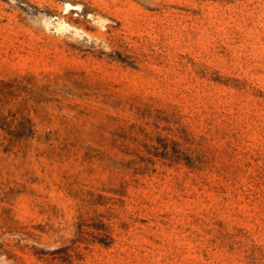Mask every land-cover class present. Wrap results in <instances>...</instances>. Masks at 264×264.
<instances>
[{
    "label": "rangeland",
    "instance_id": "obj_1",
    "mask_svg": "<svg viewBox=\"0 0 264 264\" xmlns=\"http://www.w3.org/2000/svg\"><path fill=\"white\" fill-rule=\"evenodd\" d=\"M0 264H264V0H0Z\"/></svg>",
    "mask_w": 264,
    "mask_h": 264
}]
</instances>
